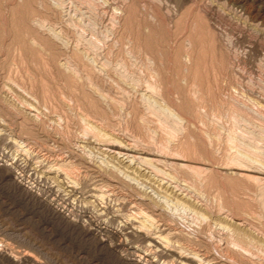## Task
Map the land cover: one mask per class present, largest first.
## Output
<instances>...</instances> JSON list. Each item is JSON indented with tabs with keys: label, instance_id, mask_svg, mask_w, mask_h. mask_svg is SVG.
I'll use <instances>...</instances> for the list:
<instances>
[{
	"label": "rangeland",
	"instance_id": "374dc122",
	"mask_svg": "<svg viewBox=\"0 0 264 264\" xmlns=\"http://www.w3.org/2000/svg\"><path fill=\"white\" fill-rule=\"evenodd\" d=\"M259 31L231 0H0V264H135L149 243L90 229L127 220L264 264V179L233 170L264 172Z\"/></svg>",
	"mask_w": 264,
	"mask_h": 264
},
{
	"label": "bare ground",
	"instance_id": "6f19581e",
	"mask_svg": "<svg viewBox=\"0 0 264 264\" xmlns=\"http://www.w3.org/2000/svg\"><path fill=\"white\" fill-rule=\"evenodd\" d=\"M208 1V0H207ZM232 4H235L236 6H238L241 11L247 15V17L253 21L256 22L258 24V26L260 27H264V7H258L255 8L253 6L250 5V3L248 2V0H231ZM230 2V1H229ZM259 2V1H258ZM254 3V2H253ZM264 3V2H263ZM132 13V12H131ZM134 13V12H133ZM116 14V13H115ZM247 22V21H246ZM255 26V25H254ZM258 33V31H257ZM263 32L259 31L258 35L260 38L263 36L262 35ZM264 34V33H263ZM263 38V37H262ZM257 39V38H256ZM260 40V39H259ZM127 145H114V144H107V148L105 149L107 152H109L111 155H113V157H116L117 159L125 162H130V160L133 162V164L136 163H142L144 162V165H149V162H153V163H158L159 161L164 160L165 162H175V161H183L177 157H163L160 154H151L149 153V156H152V159H145L143 157L144 153L140 152L136 149H133L132 147ZM131 162V163H132ZM152 163V164H153ZM161 163V162H160ZM177 164V163H176ZM138 166V164H136ZM182 165V164H181ZM150 167V166H149ZM148 168V167H147ZM162 169V168H161ZM244 169V168H243ZM236 170V172H238L239 175L242 176H247V177H253V178H257L258 179H264V172H254L253 170L247 171V170H241V169H233ZM145 171V170H144ZM257 171V170H256ZM263 171V170H262ZM149 174V173H148ZM257 176V177H256ZM111 185V184H110ZM69 186V185H67ZM66 186V187H67ZM27 188V187H26ZM180 188V187H179ZM28 189V188H27ZM71 189V188H70ZM173 189V188H172ZM78 190V189H77ZM77 190H73L71 189V193L76 194ZM175 190L178 192L179 190L176 189V187H174V192ZM69 192V191H68ZM70 193V192H69ZM176 193V192H175ZM72 196V195H71ZM143 199V198H142ZM126 200V199H125ZM131 200V199H130ZM136 200L132 201L135 203ZM139 201H141V198H139ZM97 204V203H96ZM122 204V203H121ZM146 205V204H145ZM150 205V204H149ZM158 205V204H157ZM101 206L102 209H104L103 214H111L114 218L117 219L118 215L117 213L115 214L114 211L112 212L110 208L108 207H104L101 204L98 205ZM120 206V205H119ZM124 206V205H123ZM74 207V206H73ZM126 207V206H125ZM138 207V206H137ZM99 208V207H98ZM100 208V210H101ZM132 208V207H131ZM134 208V207H133ZM65 210V209H64ZM74 210V209H73ZM71 210V211H73ZM133 210V209H132ZM57 211V210H56ZM127 211V210H126ZM61 212V211H60ZM59 212V213H60ZM117 212V211H116ZM61 214V213H60ZM92 214V213H91ZM101 214V213H100ZM158 214V213H157ZM123 215V214H122ZM89 216V215H88ZM95 216V215H94ZM94 216H92L90 218V222L93 223V218ZM98 216V215H97ZM100 217V216H99ZM162 217V216H161ZM96 218V216H95ZM98 218V217H97ZM102 218V217H101ZM120 219V218H119ZM88 220V219H87ZM96 220V219H95ZM122 221V220H121ZM88 223V222H87ZM121 223V222H120ZM123 223V221H122ZM121 223V224H122ZM177 223V222H176ZM106 225V224H105ZM95 227L93 228V226H91L92 228H90L91 230L98 232L102 237H107L110 239H119L118 240V245L119 246H123V247H128L129 249L132 248L131 246V242H127L130 238L131 239H136L138 242L144 243L146 242V244H150V246H145L142 248H139V246L137 248H135V259H133V261H135V264H218L213 262L212 260H209V257L206 256L204 253V255H200L199 259H195L192 256H190V254H187L189 252H181V250H177L175 248H178L175 246L174 247H169V245L167 244V246L165 245L166 241L163 242L162 239L160 238L159 235H157L159 232H164L165 230H167L166 225L162 224L159 225L158 228V232H142V230H139V228L131 223L128 222V220L123 224V229H121L122 231L119 233L118 232H114L112 230H109L107 227H101L100 224H96L94 225ZM120 226V225H119ZM122 226V225H121ZM176 226V225H175ZM207 226V225H206ZM164 227V228H162ZM195 227V226H194ZM151 228V227H150ZM191 228V227H190ZM120 229V228H118ZM117 229V230H118ZM238 229V228H237ZM235 229V230H237ZM186 230V229H184ZM239 230V229H238ZM128 231V232H127ZM245 231V230H244ZM244 231L241 232L244 233ZM172 232V231H171ZM187 232V231H186ZM206 232V231H205ZM240 231H237V233ZM246 232V231H245ZM97 233V234H98ZM183 233V232H182ZM241 233V234H242ZM172 234V233H171ZM205 234V233H204ZM219 234V233H218ZM246 234V233H245ZM124 235H127V237L129 239L127 240H123L122 237ZM176 236V235H175ZM182 236V235H181ZM203 236V235H202ZM240 236V235H239ZM238 236V237H239ZM244 236V235H243ZM247 236V234H246ZM125 237V236H124ZM185 237V236H184ZM242 237V236H241ZM240 238V237H239ZM125 239V238H124ZM187 239V238H186ZM200 239V238H199ZM225 239V238H224ZM105 239H103L102 241H104ZM206 240V239H205ZM243 239H238L239 242H242ZM101 242V241H99ZM106 242V241H105ZM104 243V242H103ZM165 243V244H164ZM106 244V243H105ZM108 244V243H107ZM112 244V243H111ZM107 246V245H106ZM111 246V245H110ZM115 246V245H114ZM113 246V247H114ZM206 246V245H205ZM108 247V246H107ZM213 247V246H212ZM204 248V247H203ZM127 249V248H126ZM208 250V249H207ZM114 251V249H113ZM180 251V252H178ZM134 252V251H133ZM227 252V251H226ZM199 255V254H197ZM132 258V257H131ZM237 260V259H236ZM134 264V263H133Z\"/></svg>",
	"mask_w": 264,
	"mask_h": 264
}]
</instances>
